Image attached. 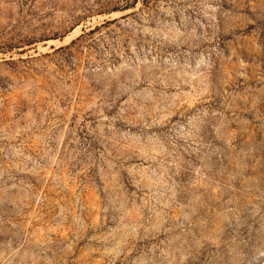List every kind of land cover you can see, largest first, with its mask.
<instances>
[{
    "label": "rangeland",
    "instance_id": "1",
    "mask_svg": "<svg viewBox=\"0 0 264 264\" xmlns=\"http://www.w3.org/2000/svg\"><path fill=\"white\" fill-rule=\"evenodd\" d=\"M0 264H264V0H0Z\"/></svg>",
    "mask_w": 264,
    "mask_h": 264
}]
</instances>
